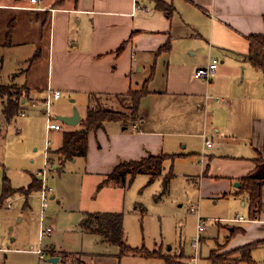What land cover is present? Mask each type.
Here are the masks:
<instances>
[{"label":"crops","instance_id":"obj_1","mask_svg":"<svg viewBox=\"0 0 264 264\" xmlns=\"http://www.w3.org/2000/svg\"><path fill=\"white\" fill-rule=\"evenodd\" d=\"M260 33H264V0H38L35 3L0 0V48L4 51L1 60L15 63L7 76L9 80L1 78L0 85L24 88L22 91L26 94L21 96L18 115L35 110L26 107L30 105L29 100L46 99L52 88L60 89L61 97L65 93L75 96L72 102L83 97L87 107L85 113H80L86 116L91 93L115 97L142 87L149 79V93L145 97L155 112L145 108L146 112H142L144 97L136 122L126 127L121 121L110 120L102 128L92 130L86 155L65 161L52 178L57 182L52 194L58 197L55 204L62 203L66 211L73 213V222L68 223L65 233L79 235L81 248L68 251L52 238L51 257L58 256V261L66 257L72 260L70 264H79L76 259L86 257L89 260L80 264H93L94 259L105 258L103 263L107 264L106 260L116 259L120 253V249L118 253L84 250V236L97 234L82 226L84 219L92 213L120 211L109 206L104 211L97 207L83 209L73 203L68 193L63 192L74 181L70 175L77 177L81 188L84 180L94 177L96 193L104 186L125 189L138 175L150 177L151 174L139 173L132 179L128 175L125 182H105L115 166L161 153L180 154L164 162L170 160L173 171L175 161L190 157L197 160L199 172L187 176L198 177L202 191L207 188L202 198L205 195L217 198L218 203L221 198L233 197L235 207L245 211V215L239 212L236 215H242L246 221H231L227 217L217 221L219 233L225 220L233 222L231 226L244 229L230 239L225 250L264 241V185L263 207L257 218H250L248 195L238 192L240 179L249 172L264 175V165H258L256 160L264 158V73L247 59L249 38ZM167 42L169 48L160 50ZM215 58L219 60L217 72L210 81L204 82L195 71ZM162 66L166 81L161 84L156 81L155 73ZM173 67H176L174 78L171 77ZM209 91L217 93L216 96ZM8 98L9 95L0 92V142L6 135L7 125L18 116L8 119L5 115ZM74 107L55 114L56 118L73 114ZM38 110L44 114L42 109ZM61 122V140L54 150L61 146L63 132L68 130ZM194 136L202 139V150L194 143ZM205 136L213 141V146L206 145ZM68 163L73 172L65 170ZM36 172H31L30 183ZM164 172L165 166L160 176ZM24 198L28 200L29 196ZM26 204L31 208L30 201ZM142 205L135 203L136 208ZM3 207L11 206L6 202ZM49 215L53 231L48 235L55 237L62 229L59 220ZM98 235L106 246L115 245ZM202 238L206 241L208 237ZM253 258L259 263L254 255ZM5 259L0 263L5 264ZM198 261L199 256L193 264Z\"/></svg>","mask_w":264,"mask_h":264},{"label":"rangeland","instance_id":"obj_2","mask_svg":"<svg viewBox=\"0 0 264 264\" xmlns=\"http://www.w3.org/2000/svg\"><path fill=\"white\" fill-rule=\"evenodd\" d=\"M4 56V51L0 48V80H9L7 77L10 71L15 68L14 64H9L6 60H1ZM176 74V67L171 71V77L174 78ZM156 81L164 83L165 67H161L156 71ZM206 82V81H204ZM19 86V85H18ZM22 87V86H20ZM143 87V86H142ZM138 88V91L142 90ZM8 93L15 91L14 87H10ZM22 90V89H21ZM16 92V91H15ZM210 94L216 96L217 93ZM25 96L24 91L18 90V93H12L14 96L19 94ZM27 97V96H26ZM77 101L72 102L75 96L70 97L65 93L60 99H53V114H58L72 106H77L82 113H85L87 101L81 96ZM29 98V97H28ZM145 97L142 103V112H155L152 108L150 100ZM40 101L36 109H30L27 115H18L13 119L12 123L7 125L5 137L1 138L0 142V197L3 193V186L5 178L10 180L11 186L16 188L27 187L31 181V172L35 173L39 181L42 178L39 175L40 169L45 167L46 162V146L48 139H50L49 160L47 169L48 185L52 187L49 198L46 202V208H43V200L41 190H33L29 199L24 198L26 195L21 191H12L3 204L0 206V261H4L5 253L7 258L5 264H70L72 260L63 257L56 263L50 262L51 257L50 241L56 238L59 246H63L68 251L79 250L81 248L80 236L75 233H65V228H69L68 224L72 220L71 212L66 211L62 205L58 203V197L51 198L56 190V181L52 178L56 177L61 169V156L55 151L53 147L60 143L61 135L59 130L47 132L46 115L42 114L38 109L43 110L41 101L45 99L31 98ZM29 102V103H30ZM110 108L120 110L121 112L131 113V98L130 96L108 97L99 96L98 101H92L93 106ZM78 104V105H77ZM150 104V105H149ZM26 107H31L26 105ZM144 108L146 110H144ZM85 115H82V119ZM81 119V120H82ZM81 122V121H80ZM115 125H119L115 123ZM77 126V125H76ZM65 129L73 128L74 125L64 124ZM63 131V130H62ZM192 138V135L190 136ZM196 146H202V139L200 137H193ZM185 144V143H184ZM217 148V147H216ZM202 150V147H201ZM215 150V149H214ZM197 160L190 157L181 161H175L174 172L176 176L171 181L168 191L164 188V179L171 161L168 160L165 166V172L162 176L157 177L153 182H150V177L147 174L138 175L131 186L127 183V188L104 186L99 193L95 192L94 177H88L84 180L83 188H81L80 181L70 175L74 180L72 184L64 189V193H68L70 200L76 205L83 206V209L91 210L97 207L100 210H105L106 207L119 210L124 213L123 228L125 230L124 239L133 247L145 246L148 249H159L160 253L170 254L173 263H169L167 258L146 257L142 253H127V256L116 257V259L106 260L107 264H193L192 257L199 256L198 264H206L211 248L217 244L225 243L227 236L231 235L236 226H231L230 221H222L221 231L219 233V226L216 218H232L236 213L244 214L245 211L235 207L236 200L223 198L217 201V198H208L206 194L207 188L202 191L199 186V178H190L188 173L196 175L199 172ZM68 172H73L74 168L68 165L65 166ZM39 169V170H38ZM186 173V175H185ZM7 176V177H5ZM76 180V181H75ZM66 182V181H65ZM64 187V186H63ZM15 192V193H14ZM19 193L14 198L13 195ZM24 194V196H23ZM14 198V199H13ZM11 200V201H10ZM30 201L31 208L26 204ZM8 202L12 203L11 207H3ZM135 203L143 204L141 207H135ZM197 206V211L192 210V207ZM58 208V209H57ZM59 210V212H58ZM241 210V211H240ZM43 212L44 220L41 221V213ZM55 216L59 220V227L62 229L60 234L49 236L46 234L41 238L40 230L42 225L49 226L50 215ZM198 214L208 218L207 228L202 232V236H207L206 241L201 238L199 249L195 250L193 247V238L198 234ZM237 223V222H235ZM69 230V229H67ZM241 233V232H240ZM219 236V238H218ZM237 235L232 237L234 239ZM217 237V238H215ZM15 238V239H14ZM55 239V240H56ZM83 248L89 252H119L120 247L116 245L106 246L101 242L98 234H90L84 236ZM4 248L6 250H1ZM8 248H10L8 250ZM43 249L45 257L41 258L36 249ZM235 249V248H234ZM196 252V254H194ZM199 252V253H198ZM240 254H235L239 256ZM253 255L258 260V264H264V245H258L253 252ZM81 258V256H80ZM78 263L89 260L88 257L83 259H76ZM105 258L94 259L93 264L106 263ZM104 261V263H103ZM79 263V264H80ZM245 264V263H241Z\"/></svg>","mask_w":264,"mask_h":264},{"label":"trees","instance_id":"obj_3","mask_svg":"<svg viewBox=\"0 0 264 264\" xmlns=\"http://www.w3.org/2000/svg\"><path fill=\"white\" fill-rule=\"evenodd\" d=\"M250 47L247 54V59L252 65L258 69H261L264 73V33L252 34L250 36ZM169 42L160 48V50H166L169 48ZM123 48L121 46L118 50ZM151 78V77H150ZM149 79L145 81L142 90L129 89L127 92L118 93L115 97L130 96L131 98V113L121 112L120 110H114L110 108L93 106L92 101H98L99 95L96 93L90 94V102L87 108L86 116L81 120L78 127L74 129L64 130L63 140L60 147L53 150L59 156H61V165L67 160H71L76 156L86 155L88 151L89 134L92 130L102 128L107 121L118 120L123 122V125L128 127L131 123L136 122L140 118V105L142 99L149 93L148 88ZM10 87H14L15 91L12 93H18V90L22 91L23 87L17 85H0V92L2 94L9 95L6 102L4 112L8 119L20 113V93L13 95L8 93ZM180 154H150L139 160L123 161L115 166L113 171L108 174L105 182L118 180L125 182L128 175H131V179L139 173H150V182H153L159 177L164 170V162L169 158H176ZM258 165H264V158L259 157L256 159ZM174 177L173 168H170L164 179V188L167 190L171 178ZM241 185L238 192L240 194L246 193L249 198L250 218H257L263 207V185L264 175L258 174L256 171L249 172L247 175L240 179ZM41 181L36 176L33 177V181L28 187L13 188L11 187L8 179L5 180L3 193L0 197V206L3 201L12 195V191L24 192L26 196H29L33 190H40ZM14 192V193H15ZM123 212H97L90 214L84 219L82 226L91 232L104 236L107 242L115 244L120 247V253L118 257H122L127 253H142L146 257L154 258H167L169 263H173L170 254L160 253L159 249H148L145 246L133 247L129 245L124 239L123 228ZM243 228L235 227L231 235L227 236L225 243L217 244L212 248L209 255L206 257L208 264H241L246 262L247 264H254L256 260L253 258V249L264 241H257L254 243H247L239 246L235 249L225 250L224 248L229 243L230 239L237 233L243 231ZM235 254H240L235 256ZM3 264V263H0Z\"/></svg>","mask_w":264,"mask_h":264},{"label":"built area","instance_id":"obj_4","mask_svg":"<svg viewBox=\"0 0 264 264\" xmlns=\"http://www.w3.org/2000/svg\"><path fill=\"white\" fill-rule=\"evenodd\" d=\"M38 0H32L33 3L37 2ZM218 64H219V60L217 58L213 59L212 61L209 62L208 65L206 66H201L198 67L195 71V75L200 78L203 79L205 81H210L213 76L216 74L217 69H218ZM62 95V91L60 89H52L50 88V93L47 96V98L44 101H41V104L43 105V113L46 115V128H47V132L50 133V131H54V130H61L63 128V124L60 120H58L56 118V115L53 114L52 111V102L54 98H59ZM220 97H217V100L220 101ZM40 104V101L38 100H33L32 102H30V105L32 108H36L38 107ZM25 111H23L21 114L25 115ZM136 127V125H135ZM205 143L206 145L209 146H213V141L210 140L207 136H205ZM46 162H45V167L43 169H40V171L38 172L39 175L41 176V180H42V186L40 188L41 190V194H42V200H43V208H46V202L49 198V194L52 191V187L48 185L47 181H48V176H47V169L46 166L48 165V160H49V148H50V139H48L47 142V146H46ZM8 206H11V203L8 204ZM194 211H197V206H193L191 208ZM44 220V215L43 212L41 213V221L43 222ZM208 218L198 214V224H197V229H198V234L193 238V247H195V250L197 252V250L199 249V244L201 243V238H202V232L204 230H206L207 228V222H208ZM216 221L220 220V219H215ZM229 220L231 221H246L248 219L244 218L242 215L237 214L235 217L230 218ZM53 231V226L49 225V226H44L42 225L41 230H40V234H41V238L44 237L46 234H51ZM36 253H38L40 255L41 258L45 257V251L41 248L36 249L35 250ZM196 252L194 254H196ZM199 253V252H198ZM197 255V254H196ZM193 256L192 259L196 260L198 256Z\"/></svg>","mask_w":264,"mask_h":264},{"label":"water","instance_id":"obj_5","mask_svg":"<svg viewBox=\"0 0 264 264\" xmlns=\"http://www.w3.org/2000/svg\"><path fill=\"white\" fill-rule=\"evenodd\" d=\"M81 117L82 116H81L80 110L78 109L77 106L74 107V112L71 115H57V119L63 121L66 124H70V125L78 124L81 120ZM51 198H54V195H52ZM58 259H59L58 256H52L49 258V260L54 263L57 262ZM254 264H258V263H254Z\"/></svg>","mask_w":264,"mask_h":264}]
</instances>
